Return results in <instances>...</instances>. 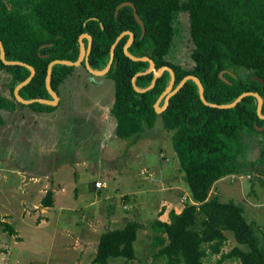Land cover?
<instances>
[{
	"label": "trees",
	"instance_id": "1",
	"mask_svg": "<svg viewBox=\"0 0 264 264\" xmlns=\"http://www.w3.org/2000/svg\"><path fill=\"white\" fill-rule=\"evenodd\" d=\"M123 1L135 5L145 26L142 38L131 6L120 7L115 15L116 6ZM181 12L188 18L191 67L168 58ZM126 30L133 33L128 51L148 56L155 68L169 66L175 75L173 87L184 76L194 75L203 85L205 99L216 104L254 91L263 99L264 114V0H0L4 56L35 70L19 90L24 99L51 98L45 85L47 65L54 59L75 61L79 35L91 36L88 61L93 69H102L112 43ZM127 39L124 34L115 45L113 61L104 75L114 82L110 113L115 119V134L135 143L160 117L170 132L172 149L190 196L179 213L170 210L168 220L155 218L150 222V245L154 249L151 264H204L208 255H218L217 264L227 259H237L238 264H264V242L257 234L256 223L246 220L243 205L209 196L215 181L258 161L249 162L242 155L248 137L264 136V118L256 113L257 99L247 95L231 108L211 107L200 100L195 82L188 79L169 98L167 107L157 113L154 103L168 85L170 74L164 70L151 88L136 90L134 85L140 89L150 85L153 71L146 72L147 61H135L124 54ZM83 41L86 45L87 39ZM80 65L85 68L84 61ZM75 67L52 66L50 86L57 94ZM238 68L247 70L248 75L238 76ZM0 70L9 74L7 86L11 94L0 95V126L4 124L1 110L13 111L17 104L44 112L55 108L16 101L13 89L29 75L27 67L7 65L0 59ZM223 70L228 82L219 76ZM139 72L133 84L132 78ZM263 158L262 148L259 159ZM41 203L44 207L52 205L51 191L46 192ZM142 227L141 222L131 220L102 232L90 264H109L111 257H122L134 264V242ZM4 229L15 234L8 223ZM226 231L231 232L237 245L223 252Z\"/></svg>",
	"mask_w": 264,
	"mask_h": 264
},
{
	"label": "rangeland",
	"instance_id": "2",
	"mask_svg": "<svg viewBox=\"0 0 264 264\" xmlns=\"http://www.w3.org/2000/svg\"><path fill=\"white\" fill-rule=\"evenodd\" d=\"M185 12L179 14L171 61L191 67V43ZM246 77L248 71L235 70ZM8 72L0 70V95L10 97ZM7 86V87H6ZM52 111L16 105L1 110L0 264H90L102 232L139 221L134 264H151L150 222L168 220L189 202V191L171 145V135L157 117L152 128L132 143L115 134L110 113L114 82L76 66L59 86ZM264 136L248 137L242 155L256 161L225 176L209 196L241 203L247 221L257 225L264 242ZM98 181L101 187H95ZM47 191L51 206H43ZM5 223L16 231H5ZM223 252L237 245L225 232ZM208 255L204 264H217ZM109 264H128L122 257ZM227 259L222 264H238Z\"/></svg>",
	"mask_w": 264,
	"mask_h": 264
},
{
	"label": "water",
	"instance_id": "3",
	"mask_svg": "<svg viewBox=\"0 0 264 264\" xmlns=\"http://www.w3.org/2000/svg\"><path fill=\"white\" fill-rule=\"evenodd\" d=\"M122 6H131L132 7L134 18L136 19V21L141 26V35H140V37L142 38L144 36V34H145V26H144L143 21L140 19L139 15L137 13L135 5L132 2H130V1H123V2L119 3L116 6L115 11H114L115 15H117L118 9L120 7H122ZM124 34L128 35V39H127L126 43L123 46L124 54L126 56H128L130 59L135 60V61H137V60L147 61L149 63V67L146 70V72L153 71V79H152L150 85L148 87H146L145 89H140V88H138V87H136L134 85V88L136 90L144 91L146 89L151 88L154 85L156 78L159 77L164 70H167L169 72V74H170V80H169L168 85L166 86V88L163 90V92L159 95V97L157 98L156 102L154 103V109H155V111L157 113H160L161 111H163L168 105L169 98L171 96H173L175 93H177L188 79H191V80H193L195 82V84L197 86V91H198L199 98L205 105H208V106H211V107H216V108H231V107L235 106L243 97H245L247 95H251V96H254L257 99V107H256L257 115L260 118H264V114L261 113L263 99L257 92L245 91V92H242L241 94H239L231 102L222 103V104H216V103L208 102L205 99V97L203 95V89H204L203 85L201 84L200 80L194 75L189 74V75L184 76L177 83V85L173 87L174 81H175V75H174L173 70L169 66L164 65V66H161L159 68H155L153 60L151 58H149L148 56H140L139 57V56H135V55L131 54L128 51V47L133 41V33L131 31H128V30L121 32L116 37L115 41L112 43V45L110 47L108 62L106 63V65L102 69H93L90 66V64H89L88 56H89L90 49H91V36L86 34V33H83V34L79 35V37H78L79 55H78V58L75 61H70V60H65V59H54V60H51L48 63V65H47L46 76H45V85H46V89H47L49 95L51 96L50 99H44V98L24 99L23 97H21L19 95L20 88L23 87L25 84H27L31 80V78L34 75L35 70H34V68L31 65L26 64V63H24L22 61L7 60L5 58V56H4V48H3L2 44H1V41H0V59H1V61L4 64H7V65H15L16 64V65L25 66L30 71L29 75L23 81L18 83L13 89V95H14L16 101H18L20 103H23V104H31V103H34V102H38V103L52 105V106L57 105L58 101H59V96H58L57 92H55L50 86V76H51L52 66L55 65V64H64V65H68V66H80L81 62L84 61V66H85L86 70L89 73L94 74V75H105L108 72V70L110 69L111 63L113 61L114 47L117 44V42L119 41V39ZM83 38L87 39V44L86 45H85V43L83 41ZM223 72H224V70L219 73V76H220V78H222L225 81H227L223 77ZM138 74H140V72L133 76V78H132L133 84H134L135 76L138 75ZM256 79L260 83L263 84V81H262L261 78L256 77ZM161 101H162V104L160 105Z\"/></svg>",
	"mask_w": 264,
	"mask_h": 264
},
{
	"label": "built area",
	"instance_id": "4",
	"mask_svg": "<svg viewBox=\"0 0 264 264\" xmlns=\"http://www.w3.org/2000/svg\"><path fill=\"white\" fill-rule=\"evenodd\" d=\"M95 187H101L100 182L96 181V182H95Z\"/></svg>",
	"mask_w": 264,
	"mask_h": 264
},
{
	"label": "crops",
	"instance_id": "5",
	"mask_svg": "<svg viewBox=\"0 0 264 264\" xmlns=\"http://www.w3.org/2000/svg\"><path fill=\"white\" fill-rule=\"evenodd\" d=\"M7 87V86H6ZM15 110V109H14ZM16 232V231H15Z\"/></svg>",
	"mask_w": 264,
	"mask_h": 264
}]
</instances>
